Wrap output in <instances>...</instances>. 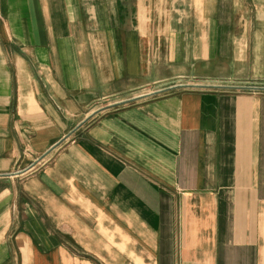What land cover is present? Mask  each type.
Here are the masks:
<instances>
[{"label":"crops","instance_id":"0c3cea01","mask_svg":"<svg viewBox=\"0 0 264 264\" xmlns=\"http://www.w3.org/2000/svg\"><path fill=\"white\" fill-rule=\"evenodd\" d=\"M0 264H264V0H0Z\"/></svg>","mask_w":264,"mask_h":264}]
</instances>
